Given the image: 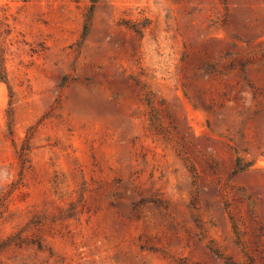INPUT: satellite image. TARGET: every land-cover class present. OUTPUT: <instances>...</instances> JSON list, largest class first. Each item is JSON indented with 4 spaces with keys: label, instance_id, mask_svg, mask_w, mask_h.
<instances>
[{
    "label": "rangeland",
    "instance_id": "rangeland-1",
    "mask_svg": "<svg viewBox=\"0 0 264 264\" xmlns=\"http://www.w3.org/2000/svg\"><path fill=\"white\" fill-rule=\"evenodd\" d=\"M0 56V264H264V0H0Z\"/></svg>",
    "mask_w": 264,
    "mask_h": 264
},
{
    "label": "trees",
    "instance_id": "trees-1",
    "mask_svg": "<svg viewBox=\"0 0 264 264\" xmlns=\"http://www.w3.org/2000/svg\"><path fill=\"white\" fill-rule=\"evenodd\" d=\"M3 60V58L0 56V62ZM0 76H1V73H0ZM230 218V222H231V225L232 227L234 228V230L236 231V233H239L238 230H237V227L234 223V220H233V217H229Z\"/></svg>",
    "mask_w": 264,
    "mask_h": 264
}]
</instances>
